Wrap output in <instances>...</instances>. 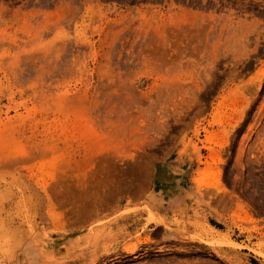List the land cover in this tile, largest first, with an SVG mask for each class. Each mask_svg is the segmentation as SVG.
<instances>
[{
    "label": "rangeland",
    "instance_id": "1",
    "mask_svg": "<svg viewBox=\"0 0 264 264\" xmlns=\"http://www.w3.org/2000/svg\"><path fill=\"white\" fill-rule=\"evenodd\" d=\"M94 226L87 264H264V0H0V264Z\"/></svg>",
    "mask_w": 264,
    "mask_h": 264
},
{
    "label": "crops",
    "instance_id": "2",
    "mask_svg": "<svg viewBox=\"0 0 264 264\" xmlns=\"http://www.w3.org/2000/svg\"><path fill=\"white\" fill-rule=\"evenodd\" d=\"M181 181H184V178H182ZM186 192L187 191L185 190V193ZM182 193L184 192L179 193L178 194L179 196L177 198L174 197L172 201H169L171 199L170 197H166L168 199V202L160 201L161 207H156L155 210V212H157V215L162 218H166L167 212L170 211L172 207H175L176 203H174V200H177L178 198L179 199L185 198V196L183 197L182 195H180ZM160 197L163 198V196ZM141 224H142L141 217L139 218L133 214L121 216L115 222L109 224L111 240L110 237L108 239L110 240L111 245L113 244L115 246L113 248L114 249L117 248V250H121V251L126 249V247H129V249L130 248L138 249L141 246L148 243L147 237L153 238L155 233L161 234L162 237L171 236L168 230H166V228H164L162 225L158 223H154L150 225H148L149 224L148 223L147 225H145L146 227L144 228L142 227ZM97 229H98L97 226H94L92 245L89 248L83 250L81 255L74 258L72 257L69 258L67 264H87L94 261L96 255H101L102 247L105 245V243L102 241L100 237V233L96 231ZM137 234L139 235V238H137L136 240H132L129 242L125 240V238H128L129 236H136ZM128 243L130 244L129 246L126 245ZM71 245L72 244H68V247ZM224 252L228 253L229 251L226 250Z\"/></svg>",
    "mask_w": 264,
    "mask_h": 264
},
{
    "label": "bare ground",
    "instance_id": "3",
    "mask_svg": "<svg viewBox=\"0 0 264 264\" xmlns=\"http://www.w3.org/2000/svg\"><path fill=\"white\" fill-rule=\"evenodd\" d=\"M241 40V39H240ZM239 40V42H240ZM243 41V40H242ZM77 182H78V186H81V180L79 178H77ZM151 221H155L156 219L153 217V218H150ZM160 220L156 221L159 223ZM209 244H212V245H215V246H234V243L231 242V241H209L208 242ZM260 255L262 256V253H260Z\"/></svg>",
    "mask_w": 264,
    "mask_h": 264
}]
</instances>
